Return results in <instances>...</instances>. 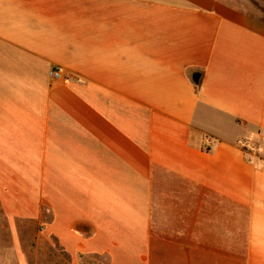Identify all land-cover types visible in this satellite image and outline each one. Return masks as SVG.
<instances>
[{"label":"crops","instance_id":"1","mask_svg":"<svg viewBox=\"0 0 264 264\" xmlns=\"http://www.w3.org/2000/svg\"><path fill=\"white\" fill-rule=\"evenodd\" d=\"M250 4L0 0V264H264Z\"/></svg>","mask_w":264,"mask_h":264},{"label":"rangeland","instance_id":"2","mask_svg":"<svg viewBox=\"0 0 264 264\" xmlns=\"http://www.w3.org/2000/svg\"><path fill=\"white\" fill-rule=\"evenodd\" d=\"M252 1L253 3H255L254 4L255 6L250 4L248 5V8L252 9L253 11L255 10V8H258L259 10L261 9V12L259 14L264 16V0H252ZM86 264H109V263L106 258H102V259L95 258L88 260ZM164 264H173V260L168 259L167 261H165Z\"/></svg>","mask_w":264,"mask_h":264},{"label":"built area","instance_id":"3","mask_svg":"<svg viewBox=\"0 0 264 264\" xmlns=\"http://www.w3.org/2000/svg\"><path fill=\"white\" fill-rule=\"evenodd\" d=\"M50 76L52 79L54 80H58V79H64L65 81H72V77L70 76H63L62 75V72L60 69H53L51 72H50Z\"/></svg>","mask_w":264,"mask_h":264}]
</instances>
